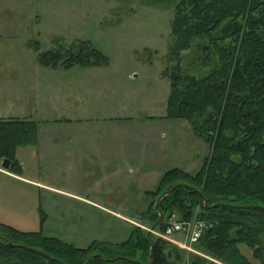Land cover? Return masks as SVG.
I'll return each instance as SVG.
<instances>
[{
	"label": "rangeland",
	"instance_id": "rangeland-1",
	"mask_svg": "<svg viewBox=\"0 0 264 264\" xmlns=\"http://www.w3.org/2000/svg\"><path fill=\"white\" fill-rule=\"evenodd\" d=\"M176 1L0 0V118L39 125L38 144L15 150L18 169L0 173L2 223L78 247L123 242L135 225L158 237L144 216L149 192L173 169L196 174L211 151L188 120L168 116ZM80 40L106 62H41ZM167 240L214 260L176 244L183 233Z\"/></svg>",
	"mask_w": 264,
	"mask_h": 264
},
{
	"label": "trees",
	"instance_id": "trees-1",
	"mask_svg": "<svg viewBox=\"0 0 264 264\" xmlns=\"http://www.w3.org/2000/svg\"><path fill=\"white\" fill-rule=\"evenodd\" d=\"M175 6L168 116L188 120L211 151L196 174L168 172L157 191L149 192L152 201L144 216L153 219V226L162 212L166 218L154 229L163 230L175 213L190 219L200 209L198 216L212 225L196 244L214 260L188 257L171 241L144 233L140 225L123 242L94 241L78 247L0 221V264H85L96 254L101 255L88 264H183L187 258L188 264H252L241 245L264 264V210L240 207H264V0H177ZM66 47L63 52H44L41 62L67 66L106 62L87 41ZM187 50H193L191 56ZM38 139L39 125L31 117L0 118V162L10 158V170L18 169L16 148L37 145ZM179 183L184 187L162 198L157 208L160 195ZM8 241L36 247L50 257ZM118 256L128 259L103 258Z\"/></svg>",
	"mask_w": 264,
	"mask_h": 264
},
{
	"label": "built area",
	"instance_id": "built-area-1",
	"mask_svg": "<svg viewBox=\"0 0 264 264\" xmlns=\"http://www.w3.org/2000/svg\"><path fill=\"white\" fill-rule=\"evenodd\" d=\"M211 225L212 222L210 220L200 218L198 213L186 220L176 219L175 215H173L168 219L166 226L161 232L154 231V233L165 239H171V236L175 233H183L185 236L184 241H174L183 248L191 249L193 244L198 242L202 233Z\"/></svg>",
	"mask_w": 264,
	"mask_h": 264
},
{
	"label": "water",
	"instance_id": "water-1",
	"mask_svg": "<svg viewBox=\"0 0 264 264\" xmlns=\"http://www.w3.org/2000/svg\"><path fill=\"white\" fill-rule=\"evenodd\" d=\"M11 163H12V160L10 158H4V160L2 161V166L4 168H10L11 167ZM178 187H184V184L182 183H179V184H176L173 188L165 191L164 193H162L159 197V199L157 200L156 202V207L158 208V204L159 202L162 200V198H164L166 195L168 194H171L175 191L176 188ZM202 199L204 200V203L205 205H207V201L206 199L203 197L202 195ZM218 205H223V204H215L213 206H218ZM240 207H243V208H260V209H263L264 210V207L261 206V205H241ZM164 215L162 212H160V217L158 219V221L153 225V228H155L159 222L162 221ZM8 244L13 246V247H21V248H25V249H28L30 251H33V252H36L38 254H41L43 256H46V257H50V255L48 253H46L45 251L41 250V249H38L36 247H32V246H29V245H26V244H23V243H13L11 241H8ZM101 254H96V255H92L86 262L85 264H88L93 258H95L96 256H100ZM105 260L107 261H116L118 259H128L127 257H124V256H118V257H115V258H107V257H103ZM131 261H135V260H131ZM138 262V261H137Z\"/></svg>",
	"mask_w": 264,
	"mask_h": 264
},
{
	"label": "crops",
	"instance_id": "crops-1",
	"mask_svg": "<svg viewBox=\"0 0 264 264\" xmlns=\"http://www.w3.org/2000/svg\"><path fill=\"white\" fill-rule=\"evenodd\" d=\"M0 94H5V93H4V91H2V92H0ZM9 95H11V94H9ZM0 173L4 174V175H11L12 174V172L10 171V168H3V166H2V168H0ZM38 184H39V182H38ZM51 188H53V187H51ZM53 189L57 190V188H53Z\"/></svg>",
	"mask_w": 264,
	"mask_h": 264
},
{
	"label": "flooded vegetation",
	"instance_id": "flooded-vegetation-1",
	"mask_svg": "<svg viewBox=\"0 0 264 264\" xmlns=\"http://www.w3.org/2000/svg\"><path fill=\"white\" fill-rule=\"evenodd\" d=\"M149 231H151V232H153V233H154V231H155V230H154V228L152 227V228H151ZM253 259H255V261H256V264H258V263H257V260H256V258H254V257H253ZM252 264H253V263H252Z\"/></svg>",
	"mask_w": 264,
	"mask_h": 264
}]
</instances>
